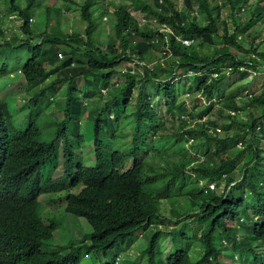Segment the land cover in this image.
I'll list each match as a JSON object with an SVG mask.
<instances>
[{
	"label": "trees",
	"instance_id": "obj_1",
	"mask_svg": "<svg viewBox=\"0 0 264 264\" xmlns=\"http://www.w3.org/2000/svg\"><path fill=\"white\" fill-rule=\"evenodd\" d=\"M6 1L22 20V37L8 39L0 16V264H81L82 249L101 264H135V256L148 264H226L224 256L230 264L238 257L264 264V86L243 102L215 101L229 76L264 66V0H182V7L178 0H131L138 19L118 0H64L62 7ZM73 8L83 26L69 32L61 21ZM32 15L45 18L40 33ZM13 72L26 98L17 90L16 99L6 95ZM183 87L209 106L196 112L180 96ZM58 95L65 98L63 118L48 140L41 101L48 106ZM83 121L86 133L92 125L87 144L94 153L90 165H75L74 151L86 143ZM226 121L239 123V132ZM124 126H131L129 147L114 149ZM60 140L63 173L44 177ZM171 143L181 151L168 159ZM233 143L240 149L232 151ZM60 193L66 212L90 232L79 244L44 250L58 226L39 213L40 200ZM138 234L147 241L139 254L102 263V252H131Z\"/></svg>",
	"mask_w": 264,
	"mask_h": 264
},
{
	"label": "rangeland",
	"instance_id": "obj_2",
	"mask_svg": "<svg viewBox=\"0 0 264 264\" xmlns=\"http://www.w3.org/2000/svg\"><path fill=\"white\" fill-rule=\"evenodd\" d=\"M73 1H77V2H82L83 0H73ZM43 2L45 4H49V5H54L56 4L57 6H63L64 4H68L67 2H65L64 0H43ZM65 2V3H64ZM118 2L127 7L129 10H131L132 14H134V16H136V18H140L141 14L139 13L138 10L134 9L133 4L131 2V0H118ZM178 5L180 7H182V0H178ZM64 10V14L65 17L62 21H61V25L62 28L64 30H67L69 32H71L72 30H76L79 29L81 26H83V22L80 20L79 18V10L70 9L68 11ZM228 11H224L223 14L224 16H226ZM0 16L2 17V22L3 23V29L5 31L6 36L8 37V39H11L13 42H18L20 40V37H22L21 34V25H22V20L15 14V12H12V10L9 9V5L7 3L6 0H0ZM32 19H30V23L33 27V31L34 33H40L42 30L45 29V26L43 25V22H45V18L43 17V15L41 16H35L32 15ZM248 13H244V17H247ZM229 18V24L230 27L233 28L234 27V23L232 22V19L230 17ZM246 28H243L242 32L245 31ZM261 40H263L262 43V47L261 49H264V32H263V36L261 37ZM11 58H13L11 56ZM25 59V57H24ZM23 58L19 59V63H23L24 62ZM9 64H10V69H15L17 67V62L14 61L13 59L9 60ZM26 61V60H25ZM133 64H125L123 65V69H125L127 66H132ZM15 78V82H12L11 79ZM118 78L122 79V77ZM231 78V79H230ZM7 79V78H6ZM4 80V76L0 78V85H2V81ZM17 80V81H16ZM11 81V82H10ZM22 82V78L18 73H11L9 76V81L6 83V92H4L6 95H10L13 96V92H15L17 90V92H19L20 94H24V97L26 98L27 96H29L28 93L25 92V89L22 87V85H20ZM264 86V66L260 69L257 70V72L251 71V73L246 76V77H241L236 75L235 73L232 74V76H229L225 82L223 83V88L222 90H220L218 92V94H216L217 96L215 97V101L217 102V106H224L223 105V99L225 97L228 96H235L236 98H239L240 101H244L246 96L248 94H251L250 92L252 91H259L262 89V87ZM179 94L180 96H182L183 98L187 99V102L192 105L194 108H196V112H199L200 110H202L205 107L209 106V101L208 100H204L203 97H200L198 94L196 93L195 90H190L187 87H183L182 90L180 88H178ZM192 91V95L189 96V93ZM53 97H55L54 95H52ZM50 97L51 99L53 97ZM15 98V96H13ZM59 100L58 101H54L52 104L50 105H46V101L42 100L41 103L45 109V113L44 115L40 118V124L42 126V128L44 129V134L45 136H47V139L50 140L53 136L54 133L56 131V128L59 124V122L62 120V107L63 104L61 102H63L65 100L64 96L58 95ZM158 97V96H157ZM29 98V97H28ZM156 97H154L155 99ZM163 98V97H162ZM16 99V98H15ZM164 99V98H163ZM159 105L161 106V108H165L168 103L166 101L161 100L159 102ZM121 112V111H120ZM115 117V116H114ZM210 117H212L210 115ZM207 118V117H205ZM205 118L201 119L200 121H203ZM227 123V128L231 131V132H239V127L237 126V124L239 123H233L230 124L229 121H226ZM230 124V125H229ZM116 127V126H115ZM120 127V126H118ZM130 127L131 126H124L123 130L119 133L118 135V139L115 140L112 143V147L114 149H119V150H124L126 148L129 147V143L127 140H125V138H128L131 135L130 131ZM117 129V127H116ZM80 132L81 133H85L86 138L85 141L86 143H93V129H92V125L90 128V131L88 133H86V123L85 121H83L80 125ZM88 131V130H87ZM172 144V143H171ZM57 154H54L53 156V160L49 161L44 167H43V176L44 177H49V175L54 176L55 173L59 172L61 170V165H62V161L64 162L65 160V154L63 153V145H62V141L57 142ZM87 147L86 149H84V153L82 154L81 151H78L75 149V161L76 163L79 161H83L86 163V165H90L92 163V154L94 153V150L92 149V147L90 146V144H85ZM175 144H172L171 146H169L168 149V153H169V158L171 159V153L172 152H179L181 151L179 148H181V146H178L177 144L175 146H173ZM232 151L239 148L241 145L238 144H232ZM179 147V148H178ZM160 149L162 150V147H160ZM183 154H187L189 155L190 152L186 151V153ZM91 157V158H90ZM58 160V164L56 165ZM133 162L132 159H129L126 161L123 169H128L132 166ZM64 167V166H63ZM63 173V172H62ZM61 173V174H62ZM145 191L147 193H152L154 190V186H145ZM162 192L159 191V189L156 191L157 195H160ZM166 193V192H164ZM52 197H48L46 198V196L41 198V208L39 209V213L46 218L48 215H50L51 219H54V222L58 225L57 230L55 231V238L53 241L51 242H47V244L45 246H43L44 250H63L65 249L67 246L69 245H76L79 244L83 241L85 235H87L90 230L88 229V223L86 221H84L83 219L80 218H74L72 215H70L69 213L66 212L65 210V196L62 195H58V196H54V200L51 199ZM164 202H166L165 200H163ZM46 205L48 207H46ZM174 226V225H172ZM139 235V234H138ZM89 237L87 236V239ZM169 241H167L168 244ZM147 246V241H145V239H143L140 235L137 237V241L132 245V250L131 252H128L127 250H120L119 247L116 249H112L109 250L107 252H102V263H106L108 261L111 262H115L116 258L119 256L120 260L122 258L128 257L131 259V257L129 256V254L131 255H136L137 253H140V250L145 249V247ZM172 249L170 250V252L166 255V257L171 254L174 250L175 247L174 245L171 243ZM192 251L194 250H198V246L197 244H193L191 246ZM87 249H82L81 250V255H80V259H81V264H101L99 260H97L93 253H90L91 255L88 257L87 254ZM137 251V252H136ZM86 253V254H85ZM85 254V255H84ZM133 260L136 261L135 264H148L147 258L145 256L142 257H133ZM142 260V261H141ZM141 261V263H140ZM230 262L229 260V256H224L222 257V263H228ZM119 264H125V261H120ZM230 264V263H228ZM234 264H247L245 262L244 259H242L241 257H238V260L234 263ZM254 264V262H253Z\"/></svg>",
	"mask_w": 264,
	"mask_h": 264
},
{
	"label": "clouds",
	"instance_id": "obj_3",
	"mask_svg": "<svg viewBox=\"0 0 264 264\" xmlns=\"http://www.w3.org/2000/svg\"><path fill=\"white\" fill-rule=\"evenodd\" d=\"M105 91V90H104ZM54 137V136H53ZM61 141V140H60ZM59 142V141H58ZM85 144H87V143H83L82 145H81V147H79L80 148V150H81V153L83 154L84 152V149H86V145ZM91 146V145H90ZM93 155V154H92ZM91 158V157H90ZM79 162H81V163H84L83 161H79ZM79 162H77L75 165H77ZM63 161H62V165H61V170L59 171V172H57V173H55L54 174V176H58L62 171H63ZM64 195V193H60L59 195ZM58 196V195H57ZM65 196V195H64ZM49 197V196H48ZM48 197H46V198H48ZM65 200V199H64ZM65 205H66V202H65ZM46 207H48L47 205H46ZM58 226V225H57Z\"/></svg>",
	"mask_w": 264,
	"mask_h": 264
},
{
	"label": "built area",
	"instance_id": "obj_4",
	"mask_svg": "<svg viewBox=\"0 0 264 264\" xmlns=\"http://www.w3.org/2000/svg\"><path fill=\"white\" fill-rule=\"evenodd\" d=\"M142 19L145 20L144 18H142ZM182 42L187 46H191L193 44L192 39H183Z\"/></svg>",
	"mask_w": 264,
	"mask_h": 264
},
{
	"label": "bare ground",
	"instance_id": "obj_5",
	"mask_svg": "<svg viewBox=\"0 0 264 264\" xmlns=\"http://www.w3.org/2000/svg\"><path fill=\"white\" fill-rule=\"evenodd\" d=\"M144 18V17H143ZM134 64V63H133ZM128 70V69H127ZM103 92V91H102ZM105 92V91H104ZM83 97H85V96H83Z\"/></svg>",
	"mask_w": 264,
	"mask_h": 264
}]
</instances>
